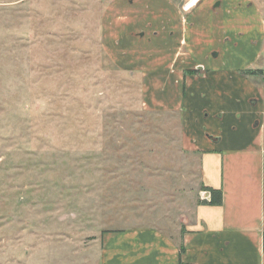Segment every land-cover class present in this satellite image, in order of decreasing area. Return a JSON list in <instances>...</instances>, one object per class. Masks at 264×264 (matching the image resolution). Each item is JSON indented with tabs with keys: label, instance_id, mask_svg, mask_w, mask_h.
Listing matches in <instances>:
<instances>
[{
	"label": "rangeland",
	"instance_id": "374dc122",
	"mask_svg": "<svg viewBox=\"0 0 264 264\" xmlns=\"http://www.w3.org/2000/svg\"><path fill=\"white\" fill-rule=\"evenodd\" d=\"M123 1L0 0V264H79L104 230H175L198 198L180 111L147 107L142 54L126 68L102 42Z\"/></svg>",
	"mask_w": 264,
	"mask_h": 264
},
{
	"label": "crops",
	"instance_id": "0c3cea01",
	"mask_svg": "<svg viewBox=\"0 0 264 264\" xmlns=\"http://www.w3.org/2000/svg\"><path fill=\"white\" fill-rule=\"evenodd\" d=\"M135 1L103 9L102 42L126 68L142 54L145 90L161 95L147 107L180 111L200 190L175 230H104L79 264H264V72L262 83L241 73L264 69V10L253 0H203L187 12ZM203 187L221 189L222 203L208 204Z\"/></svg>",
	"mask_w": 264,
	"mask_h": 264
},
{
	"label": "trees",
	"instance_id": "16d2710c",
	"mask_svg": "<svg viewBox=\"0 0 264 264\" xmlns=\"http://www.w3.org/2000/svg\"><path fill=\"white\" fill-rule=\"evenodd\" d=\"M197 72H198L197 69H186L184 71V74H187V73L192 74V73H197ZM241 73L245 76L246 75H254L257 73L262 74V69L246 68V69H242ZM202 189L209 193L210 199L208 201V204L219 205L222 203V191H221V189H214L212 187H203Z\"/></svg>",
	"mask_w": 264,
	"mask_h": 264
},
{
	"label": "built area",
	"instance_id": "2783aa9c",
	"mask_svg": "<svg viewBox=\"0 0 264 264\" xmlns=\"http://www.w3.org/2000/svg\"><path fill=\"white\" fill-rule=\"evenodd\" d=\"M199 1L200 0H187L182 7L183 11L185 12L190 11L199 3Z\"/></svg>",
	"mask_w": 264,
	"mask_h": 264
}]
</instances>
